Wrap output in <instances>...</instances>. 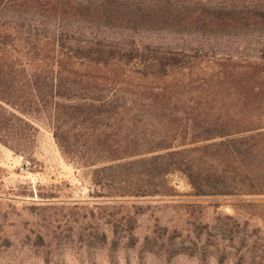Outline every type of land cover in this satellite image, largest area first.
<instances>
[{"label":"trees","instance_id":"trees-1","mask_svg":"<svg viewBox=\"0 0 264 264\" xmlns=\"http://www.w3.org/2000/svg\"><path fill=\"white\" fill-rule=\"evenodd\" d=\"M10 20L59 35L20 36ZM82 27L245 36L264 33V0H0V147L30 150L42 122L96 197H173L180 174L195 196L251 199L240 206L264 222V63L213 61L209 77L166 87L197 61L68 36Z\"/></svg>","mask_w":264,"mask_h":264},{"label":"rangeland","instance_id":"rangeland-1","mask_svg":"<svg viewBox=\"0 0 264 264\" xmlns=\"http://www.w3.org/2000/svg\"><path fill=\"white\" fill-rule=\"evenodd\" d=\"M235 2L246 5L251 0ZM10 21L20 36L59 35L50 25ZM73 31L68 36L133 43L197 61L194 73L176 72L159 82L166 87L209 77L220 70L213 61L264 63V33ZM37 127L30 150L15 153L0 147V264H264V222L240 206L251 199L195 196L180 174L170 176L173 197H96L91 171L67 163L48 127L42 122ZM253 201L264 202V197ZM181 246L184 253L166 257V250L177 252ZM247 252L256 260L241 259Z\"/></svg>","mask_w":264,"mask_h":264},{"label":"built area","instance_id":"built-area-1","mask_svg":"<svg viewBox=\"0 0 264 264\" xmlns=\"http://www.w3.org/2000/svg\"><path fill=\"white\" fill-rule=\"evenodd\" d=\"M21 171H23V167H21Z\"/></svg>","mask_w":264,"mask_h":264}]
</instances>
